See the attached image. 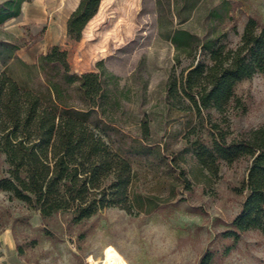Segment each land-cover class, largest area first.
<instances>
[{
    "label": "rangeland",
    "instance_id": "1",
    "mask_svg": "<svg viewBox=\"0 0 264 264\" xmlns=\"http://www.w3.org/2000/svg\"><path fill=\"white\" fill-rule=\"evenodd\" d=\"M22 7L26 15L0 26V42L40 58L52 28L61 44L46 60L78 75L104 70L121 103L117 125L136 139L147 125L149 148L130 155V212L107 208L81 222L69 212L43 218L0 190V234L11 232L32 264H91L110 250L122 264H201L208 252L214 264H264L261 232L246 231L236 244L223 237L246 199L250 158L218 160L209 169L196 156L201 144L239 142L264 126V74L239 82L222 112L198 113L181 91L169 95L170 84L180 90L192 66L212 64L203 43L233 49L250 18L264 25V0H27ZM177 30L193 37L180 50L171 41ZM12 69L17 77L26 73ZM8 168L0 151V179Z\"/></svg>",
    "mask_w": 264,
    "mask_h": 264
},
{
    "label": "trees",
    "instance_id": "2",
    "mask_svg": "<svg viewBox=\"0 0 264 264\" xmlns=\"http://www.w3.org/2000/svg\"><path fill=\"white\" fill-rule=\"evenodd\" d=\"M26 1H5L0 26L19 17ZM191 39L188 32L177 30L171 41L180 50ZM0 47V151L9 166L0 190L29 204L43 218L69 212L81 222L107 208L130 212L134 177L130 155L148 150L149 130L144 125L143 137L136 139L117 125L113 114L121 103L107 88L104 70L69 73L44 56L37 64H28L17 56L21 46L3 40ZM202 48L209 51L212 64L197 63L180 90L176 82L169 87L171 97L184 94L198 113L222 112L239 82L264 74V25L255 18L248 20L236 48L204 43ZM14 65L25 75L17 77ZM196 156L209 169L218 160L231 164L250 158L246 199L223 237L236 244L249 230L264 235V126L239 142L228 144L221 138L213 140L212 148L201 144ZM214 259V252H208L201 264H214Z\"/></svg>",
    "mask_w": 264,
    "mask_h": 264
},
{
    "label": "crops",
    "instance_id": "3",
    "mask_svg": "<svg viewBox=\"0 0 264 264\" xmlns=\"http://www.w3.org/2000/svg\"><path fill=\"white\" fill-rule=\"evenodd\" d=\"M26 2L23 3V5ZM24 7H22L21 9V14L20 15H26L24 14ZM49 33H50V38H49V34L48 36H45V39L43 40V45H45V47L47 45H49L48 50H46L43 53V56H46L48 51L56 46H59L61 43V41H59L58 37H54L53 35V30L52 28L49 29ZM48 38V39H47ZM44 50V48H43ZM23 51V49H20L17 52V56L23 60L24 62L28 63V64H37L39 57H37L36 54H33L32 52H27L25 53V51L23 52V56H21L20 52ZM0 264H32L30 262H28L27 260H25L23 258V256L21 255L17 244L15 242V239L12 235L11 232L6 231L0 234Z\"/></svg>",
    "mask_w": 264,
    "mask_h": 264
},
{
    "label": "bare ground",
    "instance_id": "4",
    "mask_svg": "<svg viewBox=\"0 0 264 264\" xmlns=\"http://www.w3.org/2000/svg\"><path fill=\"white\" fill-rule=\"evenodd\" d=\"M91 264H122L119 255L115 251H108L104 259L93 261Z\"/></svg>",
    "mask_w": 264,
    "mask_h": 264
}]
</instances>
